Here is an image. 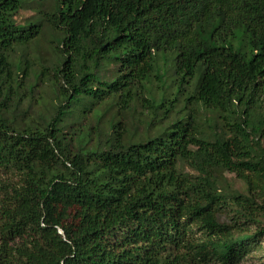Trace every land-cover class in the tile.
Here are the masks:
<instances>
[{"label": "trees", "instance_id": "16d2710c", "mask_svg": "<svg viewBox=\"0 0 264 264\" xmlns=\"http://www.w3.org/2000/svg\"><path fill=\"white\" fill-rule=\"evenodd\" d=\"M262 236L264 0H0V264H237Z\"/></svg>", "mask_w": 264, "mask_h": 264}, {"label": "rangeland", "instance_id": "374dc122", "mask_svg": "<svg viewBox=\"0 0 264 264\" xmlns=\"http://www.w3.org/2000/svg\"><path fill=\"white\" fill-rule=\"evenodd\" d=\"M26 11H28V10H26ZM25 13L26 14L23 16V18L28 16V15H31V13H28V12H25ZM40 46H41V49L43 50L44 46L42 44H40ZM156 85H157V83L154 81L153 82V87H155ZM45 101H42V102H45ZM42 102H40V103H42ZM229 177L233 180L232 182L234 183L235 187H239L240 186V182L239 181H235L233 176L229 175ZM237 264H264V236H262L259 239L258 245H257V250L255 249L252 253L247 254Z\"/></svg>", "mask_w": 264, "mask_h": 264}]
</instances>
